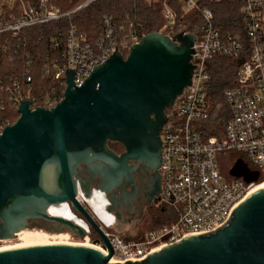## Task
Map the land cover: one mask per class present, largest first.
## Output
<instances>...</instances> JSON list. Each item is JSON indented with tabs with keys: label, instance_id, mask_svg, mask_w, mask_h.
Returning a JSON list of instances; mask_svg holds the SVG:
<instances>
[{
	"label": "water",
	"instance_id": "water-1",
	"mask_svg": "<svg viewBox=\"0 0 264 264\" xmlns=\"http://www.w3.org/2000/svg\"><path fill=\"white\" fill-rule=\"evenodd\" d=\"M194 43L195 35L184 31L148 33L126 57L116 47L80 87L73 80L75 70H66L64 97L54 108L31 110L28 99L21 101L19 119L0 136V241L14 239L39 219L57 224L56 233L65 228L84 239L87 233L80 224L49 213L52 206L68 204L90 224L96 243L102 240L109 255L82 245H37L0 251V264H264V186L214 232L186 237L142 261L124 263H110L112 245L83 204L89 199L90 178L107 171L95 160L110 164L109 173L115 176L129 169L130 161L159 174L160 134L167 110L191 86ZM109 142L126 151L116 155ZM80 172L88 179H81ZM228 175L248 184L260 179L242 159ZM160 184L158 175L156 196Z\"/></svg>",
	"mask_w": 264,
	"mask_h": 264
},
{
	"label": "built area",
	"instance_id": "built-area-1",
	"mask_svg": "<svg viewBox=\"0 0 264 264\" xmlns=\"http://www.w3.org/2000/svg\"><path fill=\"white\" fill-rule=\"evenodd\" d=\"M17 1L21 4L18 15L8 13L5 6H0V36L20 42L26 30L59 22L99 0H87L71 13H63L56 7L28 6L22 0ZM154 1L161 3L166 27H176L180 16L170 6L169 0ZM175 1L181 10L194 11L202 18L194 32L179 30L167 33L175 35L184 31L195 35L193 63L196 69L191 86L176 100L175 113L167 112L168 121L160 134L161 194L157 202L173 207L178 217L170 224L132 240H124L119 234L104 228L103 232L114 250L112 259L115 263L142 261L150 253L172 246L186 237L214 232L230 219L232 210L264 178V0H238L245 23V39L240 34L224 33L215 25V15L206 5L222 0ZM103 23V32L94 41L71 26L66 41L63 44L55 42L58 57L45 67V74L63 88L62 97H53L45 106L38 105L30 96L32 78L29 71H26L23 82L0 79V136L6 126L13 125V113L19 110L24 98L29 100L31 110L38 107L52 109L63 100L67 87L66 70H75L73 80L80 87L94 67L102 65L116 52V47L124 55L140 41L129 17L124 26H119L121 34L125 27L129 29L125 39L121 40L111 17L105 16ZM9 38L5 40L4 48ZM214 56L232 58L241 64L237 69L236 84L224 92L230 112L225 130L220 137L206 138L201 128L210 116L208 68ZM224 153L244 155L249 163L240 155L238 159H242L251 171L259 173V181L248 184L241 178L224 175L218 164V157ZM85 231L84 239H88L90 233L87 229ZM95 246L109 255L102 240L95 241Z\"/></svg>",
	"mask_w": 264,
	"mask_h": 264
},
{
	"label": "trees",
	"instance_id": "trees-1",
	"mask_svg": "<svg viewBox=\"0 0 264 264\" xmlns=\"http://www.w3.org/2000/svg\"><path fill=\"white\" fill-rule=\"evenodd\" d=\"M87 0H22L28 6L39 7L47 5L59 8L63 13H71ZM178 16L182 10L175 0H169ZM215 15V25L224 33L240 34L245 39V23L241 14V4L238 0H222L220 3L206 5ZM8 13L14 12L17 15L21 12V4L17 1ZM112 18L117 25L119 39H125L128 34V27H125L123 34L119 32V26L126 23L127 17L134 22V30L139 35V40L151 32L167 34L183 30V25L191 29L187 32H194L202 22L199 13H194L189 19L179 18V22L173 30L163 29L164 18L161 3L154 0H99L95 3L72 13L59 22H52L44 26H36L26 30L24 37L20 40L0 36V79L10 78L23 82L26 80V71L30 72L32 78L31 98L38 105L45 106L47 101L53 97L60 98L63 95V88L45 74V67L49 62L58 57L54 44L66 41L71 26H75L79 33L85 35L89 40L94 41L104 29V17ZM9 38L6 48L5 40ZM127 54L124 52V57ZM241 61L232 58L214 56L209 61L210 82L208 86V97L210 99V116L203 123L202 132L206 138L211 136L220 137L230 118L229 108L224 99L225 90L236 84L237 69ZM19 116L13 113L12 123L15 124ZM219 125L218 129L209 130L212 124ZM221 130V131H220ZM241 158V156H240ZM261 182L264 178H261Z\"/></svg>",
	"mask_w": 264,
	"mask_h": 264
},
{
	"label": "flooded vegetation",
	"instance_id": "flooded-vegetation-1",
	"mask_svg": "<svg viewBox=\"0 0 264 264\" xmlns=\"http://www.w3.org/2000/svg\"><path fill=\"white\" fill-rule=\"evenodd\" d=\"M108 148L118 156H121L126 150L118 143L109 142ZM96 164L101 163L103 171H96L89 180V199H83V204L92 215L98 226L103 230L107 228L110 231L122 235L124 240L137 239L142 235L141 222L148 209L154 207L160 195H155L158 191L156 181L158 175L145 164L130 161L129 169L123 170L118 176L111 175L110 164L95 160ZM81 179H88V175L80 172ZM161 179V176H160ZM107 188L108 191L103 189ZM161 188V184L159 189ZM51 215L59 216L64 219L76 221L82 227L87 228L88 232L98 236L88 222L70 205L63 204L60 207H52ZM30 230H39L49 233H56L57 224L48 223L43 220H33L30 223ZM65 232V228H60Z\"/></svg>",
	"mask_w": 264,
	"mask_h": 264
},
{
	"label": "rangeland",
	"instance_id": "rangeland-1",
	"mask_svg": "<svg viewBox=\"0 0 264 264\" xmlns=\"http://www.w3.org/2000/svg\"><path fill=\"white\" fill-rule=\"evenodd\" d=\"M16 2H17V0H0V6H6L7 8L12 9ZM193 14H194V11H187L186 9H182V13L180 16H181V19H183V18L189 19V17H192ZM181 23H182L181 28L183 30H185L186 28H188L189 30L191 29L188 25H186V26L183 25L184 22H181ZM163 29L164 30L165 29L173 30L174 27L173 28H167L166 25L164 24ZM125 53L127 54L128 52H125ZM167 112H168V114H171L172 109H168ZM215 128L218 129L219 125L217 126L216 124L213 123L212 125H210L208 127L209 130H213ZM239 155L242 156L244 158V160L249 163L247 158L242 154L237 155V154H232V153H228V154L224 153L218 157L219 168L223 172L224 175H228L229 170L232 168L235 161L239 158ZM263 182L264 181H262V182L260 181L258 184H261ZM177 217H178V215H177V213L173 207H171L169 205L164 206V204H160V203L156 202L153 208L148 209L146 211L145 217H144L143 221L141 222V232H142V234L150 233L152 230L157 229L160 226L170 224L171 222L177 220ZM22 232H27L26 234H28V233L30 234V235L28 234V236H29V237H27L28 239L25 237V234L18 236V234H19L18 233L16 235V237L12 240L0 241V248L12 247L14 245L24 243L26 239H27V241L31 240L30 242H33V240H34V242H39L41 240H47L49 242H70V243H76V244H92V245H95V241H96L95 236L92 234L88 235V239H81L78 236L71 234V233H67V232L49 233V232H45V231L41 232L39 230L33 231L30 229H27V230L22 231ZM31 232L33 235H31ZM114 233H116V232H114ZM38 234H40V235H38ZM30 236H32V237H30ZM120 236L123 237L122 235H120ZM23 237H25V238H23Z\"/></svg>",
	"mask_w": 264,
	"mask_h": 264
},
{
	"label": "bare ground",
	"instance_id": "bare-ground-1",
	"mask_svg": "<svg viewBox=\"0 0 264 264\" xmlns=\"http://www.w3.org/2000/svg\"><path fill=\"white\" fill-rule=\"evenodd\" d=\"M264 186V182L263 183H261V184H258V185H256L255 186V188L253 189V191L251 192V193H253L254 191H256V190H258V189H260L261 187H263ZM80 200H82V198L80 197L79 198ZM68 205V204H67ZM62 206V205H61ZM52 207H54V206H52ZM51 207V208H52ZM60 207V206H59ZM50 208V209H51ZM49 213H50V210H49ZM50 215H51V213H50ZM52 216H54V215H52ZM73 221V220H72ZM74 222H76V221H74ZM77 223V222H76ZM84 229H87V228H85V227H83ZM27 232H21V233H19L18 234V236H20V235H23V234H25V237L27 238V237H29L28 236V234H26ZM30 235V234H29ZM31 235H33L32 234V232H31ZM35 235V234H34ZM38 235H40V234H38ZM25 237H23V238H25ZM30 237H32V236H30ZM35 237V236H34ZM41 238V237H40ZM28 239V238H27ZM27 239L25 240V242L24 243H21V244H17V245H14V246H12V247H2V248H0V251H4V250H11V249H18V248H24V247H29V246H37V245H82V246H87V247H91V248H94V249H97V250H99L100 251V249L97 247V246H95V245H92V244H76V243H70V242H49V241H47V240H41V241H39V242H34V240H33V242H30V241H27ZM32 239V238H31ZM44 239V238H43ZM110 263H115L114 262V259H112L111 260V262Z\"/></svg>",
	"mask_w": 264,
	"mask_h": 264
}]
</instances>
